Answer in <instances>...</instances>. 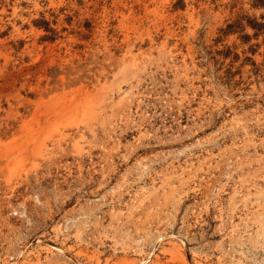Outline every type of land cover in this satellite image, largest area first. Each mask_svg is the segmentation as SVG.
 Segmentation results:
<instances>
[{
    "label": "rangeland",
    "instance_id": "1",
    "mask_svg": "<svg viewBox=\"0 0 264 264\" xmlns=\"http://www.w3.org/2000/svg\"><path fill=\"white\" fill-rule=\"evenodd\" d=\"M263 23L0 0V264H264Z\"/></svg>",
    "mask_w": 264,
    "mask_h": 264
},
{
    "label": "trees",
    "instance_id": "2",
    "mask_svg": "<svg viewBox=\"0 0 264 264\" xmlns=\"http://www.w3.org/2000/svg\"><path fill=\"white\" fill-rule=\"evenodd\" d=\"M254 28H256L257 30H259L260 28H262V30H264V23L263 24H261V27L259 28V27H254ZM264 32V31H263Z\"/></svg>",
    "mask_w": 264,
    "mask_h": 264
}]
</instances>
